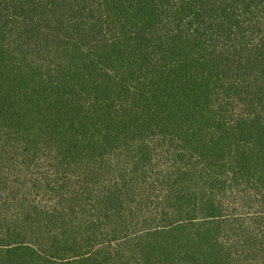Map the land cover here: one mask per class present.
I'll list each match as a JSON object with an SVG mask.
<instances>
[{"label":"trees","instance_id":"16d2710c","mask_svg":"<svg viewBox=\"0 0 264 264\" xmlns=\"http://www.w3.org/2000/svg\"><path fill=\"white\" fill-rule=\"evenodd\" d=\"M0 264H264V0H0Z\"/></svg>","mask_w":264,"mask_h":264}]
</instances>
